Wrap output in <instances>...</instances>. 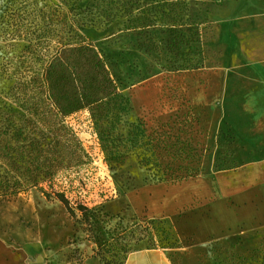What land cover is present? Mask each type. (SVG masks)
Segmentation results:
<instances>
[{"label":"rangeland","instance_id":"374dc122","mask_svg":"<svg viewBox=\"0 0 264 264\" xmlns=\"http://www.w3.org/2000/svg\"><path fill=\"white\" fill-rule=\"evenodd\" d=\"M49 3L58 0H0V112L24 113L25 95L17 88L32 75L28 46ZM189 15L200 28L193 50L169 46L163 35L150 43L121 30L124 19L81 32L129 99V123L143 120L150 131L193 123L195 141L205 150L201 172L182 183L155 184L134 156L114 168L100 157L99 176L121 194L97 198L92 228L80 213L38 192L0 199V239L27 264H125L131 252L155 247L168 249L178 264H264V227L233 242L218 237L195 245L201 225L189 226L211 218L220 196L234 206V191L249 189L255 174L249 164L264 159L232 124L249 115L234 113V96L264 68V0H190ZM81 137L87 148L94 144L90 132ZM145 218L153 223L135 230ZM126 227L135 231L125 233Z\"/></svg>","mask_w":264,"mask_h":264},{"label":"trees","instance_id":"16d2710c","mask_svg":"<svg viewBox=\"0 0 264 264\" xmlns=\"http://www.w3.org/2000/svg\"><path fill=\"white\" fill-rule=\"evenodd\" d=\"M46 7L44 24H34L28 46L32 75L17 88L25 95L24 113L0 112V199L38 192L60 201L70 214L80 213L92 228L97 198L121 194L99 176L100 157L114 168L134 156L155 184L195 178L205 150L195 141L193 123L154 131L143 120L129 123V99L81 32L124 19L121 30L150 43L163 35L169 46L193 50L200 28L190 18V0H58ZM84 131L93 136L89 148ZM151 223L145 218L134 227ZM129 228L123 231H135Z\"/></svg>","mask_w":264,"mask_h":264},{"label":"crops","instance_id":"0c3cea01","mask_svg":"<svg viewBox=\"0 0 264 264\" xmlns=\"http://www.w3.org/2000/svg\"><path fill=\"white\" fill-rule=\"evenodd\" d=\"M249 84L243 85L239 95L233 98L235 114L239 109L249 115L239 118L240 122H232L233 126L248 139L252 150L257 155H264V68L256 70L255 77ZM240 86V85H239ZM248 91V93H247ZM245 92V93H243ZM254 176L248 180L249 189L234 191V206L225 202L229 196H220L212 203L211 218L189 222V226L200 229L193 233L195 245L206 243L212 238L223 237L235 241L255 229L264 227V159H258L249 164ZM239 183L234 182V188ZM184 233V232H183ZM27 257L21 255L0 239V264H27ZM125 264H178L169 254L168 249L156 247L131 252Z\"/></svg>","mask_w":264,"mask_h":264}]
</instances>
